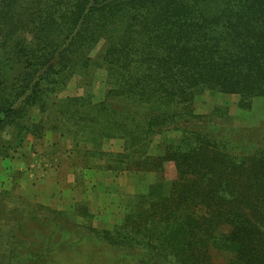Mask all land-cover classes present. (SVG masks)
<instances>
[{"label": "trees", "instance_id": "trees-1", "mask_svg": "<svg viewBox=\"0 0 264 264\" xmlns=\"http://www.w3.org/2000/svg\"><path fill=\"white\" fill-rule=\"evenodd\" d=\"M101 41L110 91L59 99ZM206 92L237 96L241 110L264 98V0H0V128L52 112L50 130L86 159L156 175L100 237L133 264H264V137L226 124L221 108L197 114ZM29 122L21 132L41 121ZM170 131L178 136L150 155ZM110 141L121 154L103 151ZM6 241L0 264L51 261L48 245L21 253L24 240Z\"/></svg>", "mask_w": 264, "mask_h": 264}, {"label": "rangeland", "instance_id": "rangeland-1", "mask_svg": "<svg viewBox=\"0 0 264 264\" xmlns=\"http://www.w3.org/2000/svg\"><path fill=\"white\" fill-rule=\"evenodd\" d=\"M103 49L104 42L101 41L90 53L92 62L88 70L70 78L64 91L58 95L59 99L81 95L91 96L94 102L104 99L111 85L107 68L101 65L99 59ZM238 103L239 98L235 95L206 92L195 98L194 110L197 114L204 115L214 108H221L229 117L226 124L241 130L256 131L258 137H264V98L253 99L250 110L239 109ZM27 117L32 122H41L30 127V133L25 134L20 131V124L28 127L31 123H28ZM54 126L58 124L52 112L40 115L37 111L30 110L17 126L0 128V242L12 239L14 234L16 240L26 242L23 246L18 244L17 251L21 253L28 249L37 253L48 245L52 254L51 261L47 264H133L135 256L129 258L126 249L105 242L102 239L105 237L103 233L118 231L126 217V197L145 195L156 175L145 172L117 174L126 175L123 178L126 179V194H116L112 199L104 201L88 199L71 206L59 203L49 206L37 202L24 193L22 184L33 183L34 180L30 177L32 173L29 172L37 167H48L61 153L60 149L50 151L44 146L46 133L51 132L49 134L53 136L57 134L50 130ZM176 136L177 133L170 131L163 136L153 137L149 154L157 155L160 152L157 150L160 148L159 144L171 141ZM65 143L77 159L88 157L83 147H76L71 141ZM122 147L121 141H110L103 151L121 154ZM90 159L98 162L97 158ZM105 163L103 162V166ZM165 167L167 177L173 178V165L167 163ZM3 221L14 228L11 230L6 226L1 227L4 225ZM92 229L99 232V237L90 232ZM29 242L34 244L29 246Z\"/></svg>", "mask_w": 264, "mask_h": 264}, {"label": "crops", "instance_id": "crops-1", "mask_svg": "<svg viewBox=\"0 0 264 264\" xmlns=\"http://www.w3.org/2000/svg\"><path fill=\"white\" fill-rule=\"evenodd\" d=\"M49 133L44 138V146L50 151L60 149L61 153L48 167L29 172L34 182L22 184L24 193L49 206L57 203L71 206L88 199L104 201L116 194H126V179H123L126 175L119 176L101 168L100 161L77 159L66 147L67 140Z\"/></svg>", "mask_w": 264, "mask_h": 264}]
</instances>
